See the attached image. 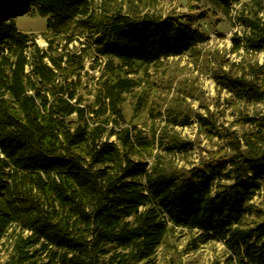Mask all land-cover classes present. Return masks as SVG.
Here are the masks:
<instances>
[{"label": "trees", "instance_id": "16d2710c", "mask_svg": "<svg viewBox=\"0 0 264 264\" xmlns=\"http://www.w3.org/2000/svg\"><path fill=\"white\" fill-rule=\"evenodd\" d=\"M206 1L226 14L237 4ZM30 14L46 18L57 37L74 25L107 58L95 106L79 92L85 50L71 51L74 39L40 48L18 28L17 19ZM204 42L180 19L95 0H0V245L11 248L0 264H153L180 228L224 242L226 264H246L241 133L198 114L201 128L226 147L190 170H173L161 155L152 165L137 157L156 145L188 153L192 143L125 126L124 96L142 85L130 76L199 55ZM234 43L237 53L238 36ZM213 79L240 101L239 73Z\"/></svg>", "mask_w": 264, "mask_h": 264}, {"label": "rangeland", "instance_id": "374dc122", "mask_svg": "<svg viewBox=\"0 0 264 264\" xmlns=\"http://www.w3.org/2000/svg\"><path fill=\"white\" fill-rule=\"evenodd\" d=\"M95 4L112 5L125 12H150L164 18H177L205 35V42L198 47L199 55L194 51L163 60L158 65L139 68L138 73L130 76L139 79L142 85L124 96L125 126L136 127L149 137L165 132L178 133L182 140L194 145L190 152L174 155L156 145L151 155L137 159L152 165L155 156L161 155V163L169 168L190 170L226 147L224 141L212 138L201 128L198 114L209 117L218 126L241 133L240 101L213 79L215 72L239 73V52H233L234 39L238 36L237 4L229 14L206 0H95ZM17 24L20 31L30 35L42 49L49 47L48 40L65 46L66 41L74 39L69 49L78 54L85 50V69L79 72V92L86 106H95L102 98V81L107 75V70L103 69L107 58H98L95 46L89 43L91 38L81 36L80 31L75 32L74 25L67 36L57 37L48 30L47 19L38 15L19 17ZM175 118L178 121L188 119L189 124L175 125ZM10 254V243L4 241L0 245L1 262ZM228 255L224 242L208 240L198 230L180 228L167 235L153 258V264H226ZM46 263V260L41 262Z\"/></svg>", "mask_w": 264, "mask_h": 264}]
</instances>
